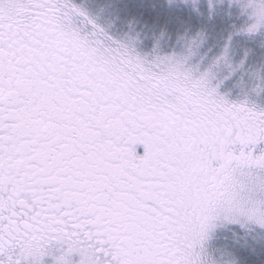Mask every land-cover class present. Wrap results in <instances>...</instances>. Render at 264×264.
I'll return each mask as SVG.
<instances>
[{
    "label": "snow or ice",
    "instance_id": "1",
    "mask_svg": "<svg viewBox=\"0 0 264 264\" xmlns=\"http://www.w3.org/2000/svg\"><path fill=\"white\" fill-rule=\"evenodd\" d=\"M0 264H264V0H0Z\"/></svg>",
    "mask_w": 264,
    "mask_h": 264
}]
</instances>
